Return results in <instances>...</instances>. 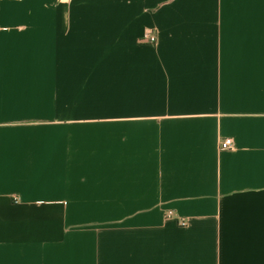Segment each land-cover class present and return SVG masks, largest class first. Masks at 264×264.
Segmentation results:
<instances>
[{
	"label": "crops",
	"instance_id": "0c3cea01",
	"mask_svg": "<svg viewBox=\"0 0 264 264\" xmlns=\"http://www.w3.org/2000/svg\"><path fill=\"white\" fill-rule=\"evenodd\" d=\"M0 264H264V0H0Z\"/></svg>",
	"mask_w": 264,
	"mask_h": 264
},
{
	"label": "built area",
	"instance_id": "2783aa9c",
	"mask_svg": "<svg viewBox=\"0 0 264 264\" xmlns=\"http://www.w3.org/2000/svg\"><path fill=\"white\" fill-rule=\"evenodd\" d=\"M140 43L153 45L156 43V36L153 33H147L145 36H143V38L140 39ZM219 149L221 151H228L232 149V141L230 139H222L219 142ZM14 200L17 201L16 199ZM171 217V212H168L166 214V218L170 219ZM180 225L184 226L185 222L183 220H180Z\"/></svg>",
	"mask_w": 264,
	"mask_h": 264
}]
</instances>
